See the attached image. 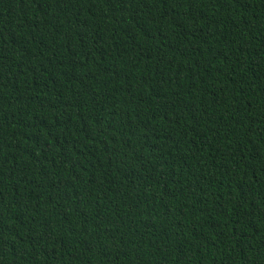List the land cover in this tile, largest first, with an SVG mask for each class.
I'll use <instances>...</instances> for the list:
<instances>
[{
  "label": "trees",
  "instance_id": "16d2710c",
  "mask_svg": "<svg viewBox=\"0 0 264 264\" xmlns=\"http://www.w3.org/2000/svg\"><path fill=\"white\" fill-rule=\"evenodd\" d=\"M0 264H264V0H0Z\"/></svg>",
  "mask_w": 264,
  "mask_h": 264
}]
</instances>
